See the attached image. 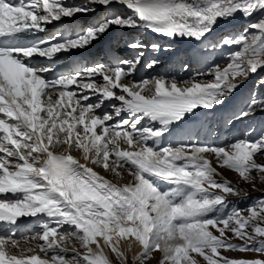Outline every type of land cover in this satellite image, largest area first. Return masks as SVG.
Listing matches in <instances>:
<instances>
[{"label":"snow or ice","instance_id":"snow-or-ice-1","mask_svg":"<svg viewBox=\"0 0 264 264\" xmlns=\"http://www.w3.org/2000/svg\"><path fill=\"white\" fill-rule=\"evenodd\" d=\"M238 14L242 30L209 40ZM138 29L197 42L181 58L201 67L137 78L147 51L151 69L174 50L142 35L122 37L132 58L72 56ZM260 69L264 0H0V264H264V196L229 207L249 194L218 170L264 182V129L212 144L182 127L214 119ZM262 86L226 126L264 112Z\"/></svg>","mask_w":264,"mask_h":264},{"label":"rangeland","instance_id":"rangeland-1","mask_svg":"<svg viewBox=\"0 0 264 264\" xmlns=\"http://www.w3.org/2000/svg\"><path fill=\"white\" fill-rule=\"evenodd\" d=\"M248 22V21H246ZM245 23L244 25L240 26L237 30H233L232 32H238L242 30L248 23ZM242 23V24H243ZM223 66V65H222ZM249 83L248 87L243 91V84L250 81V79L253 77ZM261 76H264V69L258 70L257 73L251 74L239 87V89L236 91V97L234 99L235 105H241L242 102L249 97V95L256 89L257 81ZM258 91L261 94H264V86L260 87ZM238 121V120H237ZM237 121L235 122L236 126H238ZM228 127V126H227ZM226 127V128H227ZM233 127H230V130H232ZM249 128H255V132L250 136V139H255L257 136H259L262 129H264V112H258L254 117L251 118L250 124L246 126L245 131ZM245 131H240L238 134V138H243V135ZM229 136L226 135L225 139L223 141L218 142V139H214L213 144H221V143H227L229 141ZM218 142V143H217ZM212 163L215 165L216 160L214 157H211ZM255 159L257 162L264 163V155L257 154ZM222 174L224 178H227L232 183L238 185L240 188L245 189L248 192V196L246 198H241L237 196H229L228 200L230 201L229 207L237 206L241 209H244L248 207L251 203H253L255 200L260 198L261 196H264V182H260L259 179L255 181V188L253 187L252 183L245 182L235 171L229 170L227 168L221 167L218 169ZM253 175H256V173H253ZM220 177H217L219 179ZM225 255H228L230 257H254L257 255L256 253L252 252H239V251H227L225 252ZM200 259L201 264H204L202 258L197 257ZM160 259V253L155 252L153 254V258L148 261V264H158V260ZM129 264H131V261H129Z\"/></svg>","mask_w":264,"mask_h":264},{"label":"bare ground","instance_id":"bare-ground-1","mask_svg":"<svg viewBox=\"0 0 264 264\" xmlns=\"http://www.w3.org/2000/svg\"><path fill=\"white\" fill-rule=\"evenodd\" d=\"M91 17H89V19H90ZM247 20H245L242 16H240L239 14L233 19V20H230V21H228V22H225V21H220L219 22V24H218V26L215 28V30H214V32L209 36V38L210 37H212L215 33H217V32H220V31H224V30H227V29H229L230 27H235L236 25H240V24H242L243 22H246ZM177 54H175V56H176ZM174 56V57H175ZM168 60V59H167ZM165 63H167V62H165ZM157 71H158V73L160 72V70H158L157 69ZM150 72V71H149ZM148 72V73H149ZM138 73V72H137ZM140 73V72H139ZM181 73H184V71H181ZM242 121L243 120H238L237 121V124L238 125H240L241 123H242ZM215 124H217V122H214V124L213 125H215ZM236 124V123H235ZM227 126L224 124L223 125V127H222V130H226L227 128H226ZM76 153V156L77 157H81V153L80 152H75ZM81 161H84L82 158H81ZM96 170L98 171V168H96ZM99 172V171H98ZM37 251H39V250H37Z\"/></svg>","mask_w":264,"mask_h":264}]
</instances>
